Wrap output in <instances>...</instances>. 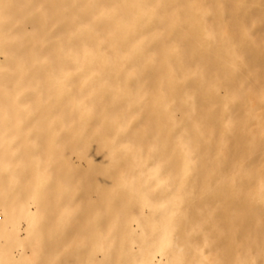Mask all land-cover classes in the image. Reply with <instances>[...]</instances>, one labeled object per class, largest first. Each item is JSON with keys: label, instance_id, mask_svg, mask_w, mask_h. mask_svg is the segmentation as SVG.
Masks as SVG:
<instances>
[{"label": "bare ground", "instance_id": "obj_1", "mask_svg": "<svg viewBox=\"0 0 264 264\" xmlns=\"http://www.w3.org/2000/svg\"><path fill=\"white\" fill-rule=\"evenodd\" d=\"M1 53L0 192L25 212L16 222L45 184L91 191L75 153L99 174L100 206L126 195L149 208L145 264L177 241L195 264H263L264 0H0ZM43 161L56 168L36 187L9 167L30 178ZM123 211L104 243L136 236ZM12 233L16 262L30 226Z\"/></svg>", "mask_w": 264, "mask_h": 264}, {"label": "rangeland", "instance_id": "obj_2", "mask_svg": "<svg viewBox=\"0 0 264 264\" xmlns=\"http://www.w3.org/2000/svg\"><path fill=\"white\" fill-rule=\"evenodd\" d=\"M31 30L32 27L29 28L30 33ZM0 57H4V54L1 53ZM15 69L17 72L14 78L19 81L21 68ZM6 72H11V68L0 69V80L3 79ZM16 86L20 87L19 82L16 83ZM12 145L9 149L14 147V143ZM72 162L70 168L73 170V179L80 180L81 183H89L91 191L86 193L82 191L78 182L57 190L52 189L51 184H45L44 187L42 186L43 188L37 189L35 201L32 200V197L25 196L23 198V201L29 204L30 212L17 222L13 218H18L25 212L17 210L14 212L15 214L10 213L11 209L14 208V205L10 204V200L15 196L2 195L3 193L0 192L1 264H74V262H81V264H145L141 255L143 249L137 240V235L142 233V226L139 225L138 218L140 215L148 214L149 208H143L144 206L140 205L139 199H135L137 201L135 204L129 205L126 203V195L113 197L111 203H103V206H100L102 201L96 191L97 183H95L99 175L98 172L91 171L88 162L78 158L75 153L72 154ZM42 163L45 165L42 166L40 172L38 170L37 174L30 178L28 176L34 174L35 170H25L15 162L12 163L13 166L9 164V167L13 168V175L24 180L25 187H36L38 179H43L45 174L49 173L48 171L54 169L55 166L54 162L51 166H48L47 161ZM56 165L59 168H64V164L57 163ZM112 168L114 169V166ZM2 169L3 166L0 165V171ZM13 182L15 179H12L10 186H13ZM3 183L4 181L0 180V187ZM9 193L16 195L21 191H10ZM23 193L26 194L27 191H23ZM90 199H93V202ZM117 209H123L125 211L124 216L125 214L128 215V220L135 228L136 236L131 234L129 230L122 229L117 240L106 244L104 239L109 236L112 225L115 223L114 216ZM260 209L263 210L264 207ZM251 221L249 226L254 229ZM19 222L21 226H30V233L23 240L29 253L26 257L13 262L10 259V254L20 248L21 240L19 242L12 232ZM180 244L179 241L174 244V247L177 248L174 251L175 255L164 256L165 264H179L181 259L186 264H195L189 259L181 258L185 257L186 248L191 247V244L185 246L186 248L184 247L183 253L179 257L181 253ZM106 248H109L111 252L105 251ZM96 256L98 261L94 260ZM262 263L264 264V259Z\"/></svg>", "mask_w": 264, "mask_h": 264}]
</instances>
